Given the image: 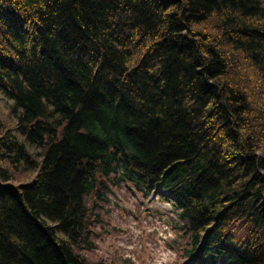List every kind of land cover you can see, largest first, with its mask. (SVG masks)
Masks as SVG:
<instances>
[{"label": "trees", "instance_id": "obj_1", "mask_svg": "<svg viewBox=\"0 0 264 264\" xmlns=\"http://www.w3.org/2000/svg\"><path fill=\"white\" fill-rule=\"evenodd\" d=\"M0 93V264H103L124 185L184 259L264 264V0H0Z\"/></svg>", "mask_w": 264, "mask_h": 264}, {"label": "rangeland", "instance_id": "obj_2", "mask_svg": "<svg viewBox=\"0 0 264 264\" xmlns=\"http://www.w3.org/2000/svg\"><path fill=\"white\" fill-rule=\"evenodd\" d=\"M12 107L0 93V120L14 126L17 113ZM157 195L148 202L127 186L110 192L102 212L105 223L95 231L96 250L86 253L87 259L103 264H192L181 257L184 244L170 223L175 216Z\"/></svg>", "mask_w": 264, "mask_h": 264}]
</instances>
